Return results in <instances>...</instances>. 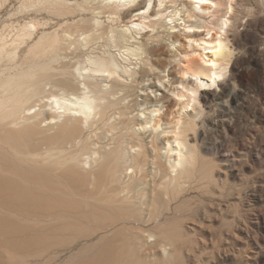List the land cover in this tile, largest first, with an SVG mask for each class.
Masks as SVG:
<instances>
[{
	"label": "bare ground",
	"instance_id": "6f19581e",
	"mask_svg": "<svg viewBox=\"0 0 264 264\" xmlns=\"http://www.w3.org/2000/svg\"><path fill=\"white\" fill-rule=\"evenodd\" d=\"M236 4L18 0L0 25V264H264V82H237ZM162 43L177 82L155 73Z\"/></svg>",
	"mask_w": 264,
	"mask_h": 264
},
{
	"label": "rangeland",
	"instance_id": "374dc122",
	"mask_svg": "<svg viewBox=\"0 0 264 264\" xmlns=\"http://www.w3.org/2000/svg\"><path fill=\"white\" fill-rule=\"evenodd\" d=\"M258 1L259 0H237V4L235 6L236 19L233 20L234 25L236 26L230 29L228 34L231 35L234 31H238L239 35L241 34V43L247 49L245 53L243 52L241 55H238L239 62L237 63V65H234L233 60L229 67L230 69L231 66L234 65V72L236 73L237 82L243 89L253 87L256 82H264V5H258ZM17 5L18 0H9L5 7L0 10V25L2 23L4 24L13 22L14 24H17L18 22H22V19L25 16L21 14L16 15L14 12L17 8ZM128 17L129 16H126V19ZM179 40L183 42L180 37ZM161 48L162 50H160ZM170 49L171 48H167V46L162 43L161 46H159V50L156 55L152 56V63L157 69L155 71L156 74L159 71H164V73L160 75L166 76L165 81L170 80L177 82L179 81V79L175 77L176 70L173 67L174 65L164 66V63L166 62L165 60H167V58H169V55L172 53L170 52ZM259 69H261V74L259 72ZM137 79L139 80V82H141V80H144L142 78H139V76L137 77ZM146 79L147 78H145V80ZM148 79H155V76H150L148 77ZM140 88L141 86L138 90H136V93L138 95ZM150 88L153 87L150 86ZM156 95L157 99H160L161 97L166 96L167 92H164L163 89H161V91L156 93ZM142 97H139L137 100L138 104L140 103L139 105L142 104ZM152 100H154V98ZM215 151V149L211 148L209 150V155L214 154Z\"/></svg>",
	"mask_w": 264,
	"mask_h": 264
},
{
	"label": "snow or ice",
	"instance_id": "6c2138e0",
	"mask_svg": "<svg viewBox=\"0 0 264 264\" xmlns=\"http://www.w3.org/2000/svg\"><path fill=\"white\" fill-rule=\"evenodd\" d=\"M212 67H215V65L213 64V65H212ZM213 76H214V79H220V77H219V76H215V73H213ZM192 95L194 96V95H195V93H192Z\"/></svg>",
	"mask_w": 264,
	"mask_h": 264
}]
</instances>
